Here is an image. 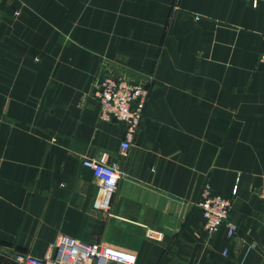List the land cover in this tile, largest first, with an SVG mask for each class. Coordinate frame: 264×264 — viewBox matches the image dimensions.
<instances>
[{
	"label": "crops",
	"instance_id": "obj_1",
	"mask_svg": "<svg viewBox=\"0 0 264 264\" xmlns=\"http://www.w3.org/2000/svg\"><path fill=\"white\" fill-rule=\"evenodd\" d=\"M263 45L264 0H0V264L62 235L136 264H264ZM104 75L152 80L126 155ZM85 158L119 166L108 211ZM205 183L233 238L205 230Z\"/></svg>",
	"mask_w": 264,
	"mask_h": 264
},
{
	"label": "built area",
	"instance_id": "obj_2",
	"mask_svg": "<svg viewBox=\"0 0 264 264\" xmlns=\"http://www.w3.org/2000/svg\"><path fill=\"white\" fill-rule=\"evenodd\" d=\"M257 3L254 2V6ZM264 62V45L260 55ZM152 80L134 79L104 75L97 83L96 98L100 104L99 119L102 122H118L125 127L126 137L122 142L123 154L126 155L132 146V140L142 123L145 108L149 100ZM83 165L91 169L100 182L99 196L95 207L108 211L114 194L121 179V172L117 164H108L95 159H83ZM235 187L233 195L237 194ZM259 196L264 204V186ZM203 211L204 228L210 234H215L223 225L226 233L233 238L238 225L232 220V198L214 193L209 183H205L200 190L197 202ZM149 237L153 238L150 232ZM162 239V235L157 237ZM54 253L45 257H36L17 253L14 260L19 264H136L135 254L122 251L102 244L84 243L68 236H60L53 245Z\"/></svg>",
	"mask_w": 264,
	"mask_h": 264
}]
</instances>
